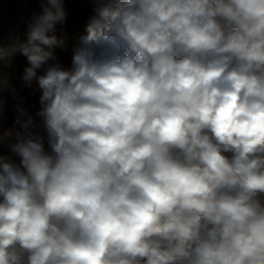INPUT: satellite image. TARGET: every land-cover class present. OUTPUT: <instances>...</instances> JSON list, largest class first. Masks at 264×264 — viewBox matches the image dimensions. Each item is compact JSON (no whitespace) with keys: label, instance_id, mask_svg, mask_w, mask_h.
I'll use <instances>...</instances> for the list:
<instances>
[{"label":"clouds","instance_id":"obj_1","mask_svg":"<svg viewBox=\"0 0 264 264\" xmlns=\"http://www.w3.org/2000/svg\"><path fill=\"white\" fill-rule=\"evenodd\" d=\"M93 3L69 68L63 0L0 44V264H264V0Z\"/></svg>","mask_w":264,"mask_h":264},{"label":"trees","instance_id":"obj_2","mask_svg":"<svg viewBox=\"0 0 264 264\" xmlns=\"http://www.w3.org/2000/svg\"><path fill=\"white\" fill-rule=\"evenodd\" d=\"M42 2H46V0H0V40L4 46H7L17 36L21 40L26 39L27 24L24 21L30 18L32 14L41 12ZM63 3L67 20L64 25H57L56 35L64 43L53 50L56 61L64 68H69L74 48L80 44L81 38L87 34L86 26L90 17L94 14V3L93 0H63ZM27 66L26 57L17 53L12 58L11 66L5 67L3 71L10 78L12 85L15 86L16 70H24ZM33 87L35 88V85ZM39 95L38 90L33 94V90L28 88L24 103L32 115H35V112L39 109ZM15 117L14 105L7 102L3 114L0 115V128H16L17 126L14 124ZM4 151L7 153V149H4Z\"/></svg>","mask_w":264,"mask_h":264},{"label":"rangeland","instance_id":"obj_3","mask_svg":"<svg viewBox=\"0 0 264 264\" xmlns=\"http://www.w3.org/2000/svg\"><path fill=\"white\" fill-rule=\"evenodd\" d=\"M0 44H2V43H1V40H0ZM23 71H24V70H21V69L16 70V74H15V80H14V82H15V88H16V90H17V93H18L20 96L24 97V100H25V98H26V96H27L28 88L23 87V82H22V79H21V77H22V75H23ZM5 98L7 99V102H8L9 104L15 105L16 101H14V100L12 99V97H11V93H6V94H5Z\"/></svg>","mask_w":264,"mask_h":264}]
</instances>
